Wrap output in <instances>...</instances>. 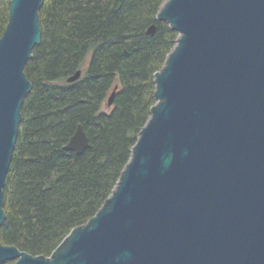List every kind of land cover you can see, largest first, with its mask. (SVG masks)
Listing matches in <instances>:
<instances>
[{"label":"water","instance_id":"obj_1","mask_svg":"<svg viewBox=\"0 0 264 264\" xmlns=\"http://www.w3.org/2000/svg\"><path fill=\"white\" fill-rule=\"evenodd\" d=\"M43 1L10 0L0 36V226ZM156 19L176 42L110 195L49 255L0 242V264H264V0H164ZM88 146L78 124L63 148Z\"/></svg>","mask_w":264,"mask_h":264},{"label":"trees","instance_id":"obj_2","mask_svg":"<svg viewBox=\"0 0 264 264\" xmlns=\"http://www.w3.org/2000/svg\"><path fill=\"white\" fill-rule=\"evenodd\" d=\"M9 1L0 0V36ZM163 2L43 1L41 41L24 67L32 88L3 187L2 244L49 255L110 195L154 104V73L176 42L156 19ZM78 124L89 141L82 153L63 148Z\"/></svg>","mask_w":264,"mask_h":264}]
</instances>
